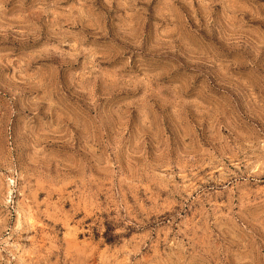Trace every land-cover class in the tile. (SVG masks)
I'll use <instances>...</instances> for the list:
<instances>
[{"label":"rangeland","instance_id":"rangeland-1","mask_svg":"<svg viewBox=\"0 0 264 264\" xmlns=\"http://www.w3.org/2000/svg\"><path fill=\"white\" fill-rule=\"evenodd\" d=\"M0 264H264V0H0Z\"/></svg>","mask_w":264,"mask_h":264}]
</instances>
